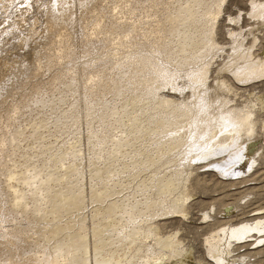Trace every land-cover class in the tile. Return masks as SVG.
<instances>
[{
	"label": "rangeland",
	"instance_id": "374dc122",
	"mask_svg": "<svg viewBox=\"0 0 264 264\" xmlns=\"http://www.w3.org/2000/svg\"><path fill=\"white\" fill-rule=\"evenodd\" d=\"M8 1L9 3H11L10 5H14L16 2H18L19 6H23L28 4L27 1L29 0H26L24 3H21V0H14L15 2H13V0ZM62 1H65V3L66 1L69 2V0ZM182 1L186 3L189 0ZM182 1L76 0L72 2V5L75 4L76 9H78L77 13L73 12L70 15L72 20L69 18L70 20H68V22L70 24L68 22L65 24L66 27L61 33H59L60 36L56 35L52 38L46 37L47 31H42V27L46 28V23L43 22V24H40L41 22H39L36 17H30L25 20H22V18H18V15L10 17V26H6V29L10 31L7 32V34L10 33L11 40H8L7 47L13 46L16 41L17 43L27 41V44L33 47V52L28 55L23 54L19 57L16 56L2 61V69H0V78H2L1 80H5L6 82L9 81V83H7L9 84V87L7 84H0V138L4 137L8 140L3 144V141H0V150H2L0 151V264H16L17 262H21L22 259L23 261L26 260L29 257L28 252L24 247L26 241H28L29 243H33L31 240V236L41 233L43 230H45V228L49 227V224L45 221H39L37 225L34 226L32 223H30V221H28V219L22 216L30 215L32 209H35L34 206H37V204L39 206V203L41 202L40 204H42L44 200V197H42L40 192L41 190L39 189V192H37L36 190L38 187L35 186L34 188L33 185L30 186L29 184L25 183L26 180L24 178H28L27 171L30 170L35 172L38 169L43 170V172L49 170L53 171L54 169L57 170L54 167H56L60 163L58 161V154H61L60 151L64 149L63 147L64 145H66L65 142L71 143V141L75 140L80 135L79 138L81 141L78 146L76 144V147H80L79 149H81L79 156L71 160L72 158L71 156L68 157V153V155H66V158H63V161L64 163H66V165L68 162V164H70V162L72 161L73 163H77L75 165L80 168L82 176L84 174L83 178L80 180L82 181L80 182V185H82V196H84L86 201L84 213L88 216L91 215L93 209L95 208L93 205L98 203V201L95 203V201L92 200L94 197L91 193V185H93L94 187L96 185L99 186L101 180L104 179V177L99 176L106 175L109 172L110 166L114 162H112L113 160L107 159L106 156L110 155L109 157H112L115 154V151L112 150L115 149L109 148L110 154L106 153L107 155H105L104 153L95 154L94 152H92L93 149L91 147V137L93 134L90 132L88 118L86 116L89 112L90 107H94V105L97 106L96 108L98 111H96V114L106 109H108L107 111L109 112V109L113 108V110L110 109L111 111L109 112L111 115L109 114L108 116L104 117V121H102V123L95 124L94 132L96 133L95 135H100L102 137H105V135L106 137L111 136V134L114 135L111 127L113 124L111 122L113 120L115 121V117L118 115L113 111L115 110V108L119 107L120 97L122 100L125 97L120 95V97H117L118 93H114L118 89L116 88L118 85H116V83H114V81L112 80L113 76L115 75L117 77V75L119 74L117 78L120 77V80H117L120 81V83H122L123 85H126L127 83V86H129L131 84L128 88L140 85V87L143 88L142 90H144L145 88V90H147L148 88H150V85L152 87V83L153 86L158 85L161 80L151 81V83L148 81L153 80V78L149 79L152 73H154L155 71V73H157V71H160L162 69V67L159 65H156V68L154 66L150 69H148V66L143 67V69L142 67H140L145 73L139 71L140 69L138 68L139 73L136 72L138 75L136 78L137 82L135 81L136 79L131 82L132 80H130L131 77L129 74H131L132 70L135 67L134 65H136H133V63H136L137 59L139 60L137 56L140 55L143 57V54H145L146 56L150 53V55H154L155 58H162V56L166 54V50L163 47H168L170 49L172 46H175V48L179 50L181 47H183L182 44L185 43L187 39H189L187 37H192L193 34L196 35L193 37V39L195 38L194 40L197 45L196 47L201 46V42L209 40V37L210 40H213V42L217 43V49L215 48L214 51L210 50L211 53L213 52V56L209 65L207 59L209 55L206 56V58L205 56H201L202 58L200 60L197 58L199 62H197L198 65L197 67H194V69L196 68L197 70H200V67L203 68L206 63L209 67L207 72V79L203 82L202 87L196 89L197 93L199 92V89L205 88L207 90L206 96H211L214 92L213 89H215V85L218 84L219 80H225V82L228 83L227 85L229 86H227V90L224 89L223 92H225V97L230 100V104H232V106L241 105L246 102H248L250 106H252L251 104H253L252 107L254 108L255 112L258 110V108H260V111L258 110L256 112V117H259L260 120L256 121L257 127L253 125L254 130L252 131V134L239 132L240 135H236L238 132L234 134L232 131L231 133L230 131H226L227 134L225 132H220V134L218 135H213L212 137L215 138H212L210 137L211 134L209 135L208 133L209 129L207 130L206 134H201L205 135V139L203 138L199 140L200 145H202L203 147V149L201 148L202 151L200 150V152H203L206 148H209L207 152H210L214 149L213 152L215 153V149H219V147H222V145H224L223 148L226 147V149H224V152L223 150L218 152L220 154L216 153L217 157L216 154H213L211 155V158L210 156L207 157L208 160H206L207 158H205L206 155L202 157L203 159L196 158L197 160H193L194 162L190 165V174L192 175L193 173V175L189 176V181L187 183V191L188 189L190 190L187 193V199L185 198L187 200L185 201V203H187L185 205V208H188V214L186 215H189V217L187 218L188 221L186 222L185 219L182 218L179 211L166 213V211L164 210L162 211V213L160 212L161 214H159L167 215L166 217L175 215V218L177 217L178 219H180L177 221L178 223H171L172 225L169 223L165 231L177 233L178 230H180L181 234L179 235L184 236L186 238L185 242L190 243L193 246L196 254L202 258L201 264H218L214 257L208 252L206 246V238L210 234V232H212V229L215 226L224 225L225 221H228L229 223L231 221L232 224L251 219L256 216L264 215V64L262 65L264 61V0H223V2H219L220 4H217L219 8V13L217 15L219 17L217 15L216 17H214L216 19L218 17V19L216 20L213 17L211 18V16H209L210 14L207 13V16L201 18L205 22L204 26H202L201 23L203 21L199 18L198 23L200 22L201 28H203V30L198 31L197 34L193 33V31L192 34H190L191 32L189 33V31L191 30L185 32V23L187 24V19H185L184 17L187 15H185L183 12L179 16L180 18H177L178 21L175 20L176 24H173L174 26H179L180 29H185L183 32H179L180 35L179 33H177V35L176 33H173L172 29L174 28V26H172V24L169 22V19L171 17V14H173L175 10L178 11L180 8L179 6H182ZM53 2L52 4H54ZM184 3L180 10L183 9ZM217 5L215 4V6ZM148 15H150V17L146 18ZM208 16L209 19L207 18ZM210 21H213L214 23H210ZM177 22L180 23L177 24ZM34 23H38L37 25L40 24L41 26L38 27ZM11 24L13 27L11 26ZM211 25L213 28L211 27ZM152 32L154 33L152 34ZM186 33L187 35H184ZM198 34L200 35L198 36ZM201 34L205 36L207 35V38H205ZM40 35L42 36V38H39ZM44 35L45 37H43ZM63 35L65 36L63 37ZM179 36L181 39L183 38V41L179 39ZM184 37L186 39L185 42ZM31 38H33V41L31 40ZM36 39L37 41H34ZM198 39L199 41L197 42ZM170 40L171 44L169 42ZM232 40L233 42H231ZM158 41H160V43H158ZM238 42L242 44V46H240V49L244 50L245 52H247L248 50L249 52L248 58L250 59L247 61L248 63H245L243 62L244 60H241L242 62L240 61L239 65L241 68L239 67L238 72L240 73L241 71V73H247V75L244 77H239L236 75V73L234 74L229 70L226 71L222 69L225 60L227 61V59H229V56L231 57L234 50V45L238 44ZM174 43H176V45L178 46H176ZM195 43L192 44L194 45ZM168 44L171 46H169ZM192 44L189 46L190 48L195 47L192 46ZM154 45H163V49L158 48L157 50V48H154V52L156 50L158 52L156 51L155 54H152L154 52H152L151 50L153 49ZM50 47H53L52 49L55 50H51ZM15 49L16 48H14V50ZM206 49L204 48L202 49V51L205 50V53L208 52V49ZM160 50L165 53L160 52ZM50 51L53 52L54 56H52L53 54L49 53ZM62 53L66 54V56H62ZM134 56H136L137 58ZM255 59L258 61V63L255 62ZM114 60L115 62L118 61L117 65ZM130 62L132 65L129 64ZM200 64L202 65L199 66ZM260 67L263 68L261 69ZM5 68L8 70H6ZM19 68L21 70H19ZM144 69H146L147 72ZM178 69V75L180 76L177 75L171 81V83H169L168 80L165 81V79H163L162 82L164 83V85L167 84L168 87L166 86L167 88H164L163 86L161 87L162 90L160 89V91L158 92L159 94L161 93V97L163 96V100L165 98H167L168 100L172 99L171 101L174 105L178 104L179 102L181 103L182 100H184V97L192 101L194 97L191 95V90H193L194 92V87L196 88L195 82L191 80V77L188 78V75L185 73L187 72L189 74L191 73V71L194 72V70H192V66L190 65L185 68L182 66ZM247 69L249 73L246 72ZM259 69L261 71H258ZM13 70V74L15 73V76L12 74ZM140 73L144 74V76L148 75L146 77L148 78L147 81L142 77L143 75H141ZM183 73L186 74V76H182L181 74ZM138 78H142L143 84ZM192 83L194 85H192ZM68 84L70 85L68 86ZM146 84L148 85L147 87ZM67 86L70 88H68ZM173 86L178 87L174 88ZM69 89L71 90V93ZM63 93H66L67 95L66 99L59 100L61 99L60 97H62L61 95ZM167 94H169V96H166ZM175 94L179 95L178 97H180L181 99L178 97L176 98V100L173 99L172 95ZM250 96H252L253 98ZM113 104L115 105V107ZM55 109H57L56 112ZM90 110L93 111L92 109ZM58 115L60 116V119ZM44 116L46 118L45 120L43 119ZM41 118L48 125H45ZM56 119H58L59 121H56ZM108 120H110L111 122ZM214 121L215 119H213V122ZM206 122V120H199V123H203L202 125L204 127L207 125ZM35 124H37V127L35 126ZM19 127L22 129L23 132H21L23 134L18 131L20 129ZM181 128H175V132H181L177 130H181ZM113 130L116 131V135L120 136L115 127H113ZM220 131L222 130L220 129ZM16 132H18V135L15 134ZM14 136H18V139H16ZM207 137L208 139L206 140ZM209 137L212 141L209 140ZM216 137L218 139L220 138V141L218 139L216 140ZM234 138H237L238 143ZM95 139H98V137H95ZM230 139L232 140L230 141ZM248 139H251V143L247 142ZM204 140H206V143L204 142ZM216 141H219L218 143H216L217 145H215ZM230 142L233 143V145ZM224 143H226L227 145ZM236 143L237 145H234ZM204 144L208 146H205ZM238 144H242L241 147H243V149L245 150L249 148L248 146L250 145L249 152L247 153L245 158H243V160H240V162H238L234 166H224V164H227L228 160L226 159H228V157L233 155V153L241 150V147L238 146ZM2 145L4 148L2 147ZM36 146L38 148H36ZM94 146H96L93 147L96 151V149H98V146ZM33 147L35 148V150ZM55 147H58V149L60 150L58 151L59 153L56 157L53 155L54 157L52 158H54V160H51V158L48 159V162L50 164L47 161L43 162L41 157L42 154L40 155V150L49 153L50 150H53V148ZM198 149H200V146L192 147L191 150L193 151V154H196L197 152L195 151H198ZM38 155L40 156L38 157ZM92 156H94L93 159H91ZM220 158L221 160L218 161V159ZM56 160L58 161V164ZM161 160H163V158ZM52 161L56 163V166L53 165L54 163ZM119 161L120 160H118L117 163H119ZM221 162H223L224 164L222 165ZM28 165H30V167ZM120 166L121 165H117V169L118 167L120 168ZM221 167L224 169H222ZM51 168L54 169L51 170ZM227 169L230 170L228 171ZM60 170H63V168ZM60 172V174L63 173V171ZM197 176H199V182H197ZM61 177L62 178L60 179L62 180L65 176L61 175ZM7 182L10 184V186H6ZM67 183L68 182L65 181L64 184L66 185ZM61 184L62 181L56 183V185L58 186ZM2 185H4L7 192L2 190ZM8 193L11 194L8 195ZM16 195L18 196L19 200L17 199ZM27 195H29V197ZM23 196H26L27 198H24ZM90 196L93 198H91ZM12 197H14V199L16 197V201ZM41 198H43V200L36 202ZM15 202H18V204L16 203V206H18L14 208L12 206H14ZM145 205H147V203ZM146 210L148 212V210L150 209L146 207ZM77 211H75L74 209H70L66 212V215H69V217L71 215V218L73 215H82V213H80L82 212L81 210ZM139 214L147 215L146 212H140ZM86 222L89 225V223H91L90 218L89 220L87 219ZM17 229L18 231H16ZM22 231H24L26 234H22ZM262 233L253 232L250 236H247L242 241L236 240L232 242L234 243L233 245H237L235 247V250H233L234 252L231 253L230 260L232 264H263L264 252L263 254L257 253L259 249L264 248V242L258 243V237ZM26 236L30 238L27 237V240H25L24 237ZM21 238L23 241L21 240ZM18 243L21 245H19ZM18 246L24 248H22L21 250ZM250 252H252V254H250ZM39 254H41V251L39 252ZM254 254L256 258L254 257Z\"/></svg>",
	"mask_w": 264,
	"mask_h": 264
},
{
	"label": "bare ground",
	"instance_id": "6f19581e",
	"mask_svg": "<svg viewBox=\"0 0 264 264\" xmlns=\"http://www.w3.org/2000/svg\"><path fill=\"white\" fill-rule=\"evenodd\" d=\"M25 1L26 0H21V3H24ZM73 1H76V0H73ZM73 1L69 0V2L66 1L65 3V1L63 2L62 0H54V2L53 0H29L27 1L28 4L23 5V6L22 5L19 6L18 2H16L14 5H10L11 3H9L8 0L0 1V36H1L0 38L1 39L0 40V69H2L1 68L2 61H5L7 59H10L16 56L19 57L20 55H23V54L28 55L33 52V47L28 45L27 41L26 42L22 41L18 43L16 41L13 46L7 47L8 40H11L10 33L7 34V32H10V31L6 29V26L8 25L10 26V21H11L10 17L14 15H18L19 16L18 18H22V20L28 19L30 17H36L38 21L41 22L40 24H43V22L46 23L47 26L46 28L42 27V31L43 30L47 31L46 37L52 38L53 36H56V35L58 36L59 33L63 31V29L66 27L65 24L68 22V20L71 19L70 15L73 12L77 13L78 9H76L75 4L72 5ZM13 2L15 1L13 0ZM52 2L54 4H52ZM219 2H223V0H189L186 3L182 1L181 2L182 6L184 3L183 9L180 10L182 6H179L180 7L179 10L178 11L175 10L173 14H171L169 22L172 24V26H174L173 24L174 23L176 24L175 20H177V18L184 12V14L187 15L184 17L185 19H187L186 21L187 24L185 23L186 30L184 29L185 32L191 30L189 31V33L191 32L190 34H192V31L193 33L197 34L198 31L203 30V28H201V25L204 26L205 24L204 20L201 19L202 17L207 16V13H208L210 14L209 16H211V18L212 17L214 18L219 13V8L217 5ZM215 4L217 6H215ZM209 16L207 17L208 19H209ZM148 17H150V15H148L146 18ZM199 18L203 21L202 22L203 24L201 23V25H200V22L198 23ZM179 23L177 22V24ZM210 23H214V22L210 21ZM37 24L35 25L38 27L41 26L40 24L39 25ZM184 30L182 28L180 29L179 26H174V28L172 29L173 33H176V34L179 32H183ZM153 33L154 32H152V34ZM11 34H12V31H11ZM184 35H187V33ZM199 35L200 34H198V36ZM64 36L65 35H63V37ZM194 36L196 35L193 34L192 37H187L189 39H187L186 42H185L186 40L185 39L186 36H185L184 37L185 43L182 44L183 47H181L179 50H177L175 46H172L170 49L168 47H163L166 50V54L165 55L161 54L163 55L162 58L160 56H159L160 58H155V56L150 55V53L149 55H146V56L145 54H143L144 55L143 57L140 55L137 56L139 58V60L137 59L138 62L136 61V63H133V65L134 64L136 65H134L135 67L132 70L131 74H129L130 72L128 73L131 77L130 79L132 80L131 82H133V80L137 78L138 75L136 72L139 73V71H142L143 67L148 66V69H150L154 66L156 68L157 67L156 65H159L162 67V69L160 70L158 68L160 71H157V73H155L156 71L152 73L149 79L153 78V80L148 81L151 83V81L161 80V82L158 83V85L153 86V83H152V87L150 85V88H148L147 90H145L146 88L142 90L143 88L140 87V85H137V86L134 85L135 87L128 88L131 84L127 86V83L126 85H123L122 83H120V81H118L120 80L119 79L120 77L117 78L119 74L118 75L116 74L117 77L115 75L113 76L112 80L114 81V83H116V85H118L116 87L118 88L116 90L117 92L115 91L114 93H118L117 97H120V96L125 97L123 100L120 97V105L119 107L115 108V110L113 111L114 113L118 115L115 117V121L113 120L111 122L110 120H108L113 124V125L111 124L112 125L111 127H112V131L114 132V135L111 134V136L109 137H106V135L105 137L104 136L102 137L100 135H95L96 133L94 132L95 124L102 123V121H104V117L108 116L110 114L109 112L113 110V108L111 109L110 107H108L111 109V110L109 109V112L107 111L108 109H106L96 114V111H98L96 108L97 106L94 105V107H90V109H92L93 111L89 109V112L87 113L86 116L88 118L90 132L93 134V135L91 134L92 135L91 137L92 146L91 147L93 149L92 152H94L95 154L104 153L105 155H107L106 153L110 152L109 148L115 149V150H112V151H115L114 152L115 154L113 156L111 155L112 157H109L110 153L108 154L109 156H106L107 159L113 160L112 162H114L110 166L109 172L106 175L99 176V177H104V179L101 180L100 185L98 184L99 186L96 185L97 187L96 186L94 187L93 185H91L92 186L91 193L94 198L91 197L92 195L90 197L93 198L92 200H94L95 203L98 201V203L93 205L95 208L93 209V212L91 215L88 216V215H85L84 213V209L86 207V203H85L86 201H85L84 196H82L83 195L82 189H81L82 185H80V182H82L80 180L83 178L84 174L82 176L80 168L77 165H75L77 163H73L72 161L70 162V164H68L69 163L68 162L66 165V163H64L63 161V158H66V155H68V153H69L68 157L71 156L72 158L71 160L79 156L81 149H79L80 147L77 148L76 144L78 146V144L81 141L79 138L80 135L75 140L71 141V143L65 142L66 145H64L63 147L64 149L60 151L61 154L58 152L60 150L58 149V147L57 148L55 147L56 150L55 148H53V150H50L49 153H46L45 151L43 152L42 150H40L42 152V153L40 152V155L42 154L41 157H42L43 162L45 161L48 162V159L50 158L51 160H54V158L52 157L54 156L56 157L57 154L59 153L58 161L60 163L58 164V161L56 160L58 164L56 166L55 165L56 163L52 161L54 163L53 165L56 166L54 168L57 169L55 170L53 168L55 171L52 168L51 170L53 171H50L48 169L49 171H46V172L45 171L43 172V170H39V169L36 170L35 172L26 170L28 173V178L25 176L26 177L24 178L26 180L25 183L29 184L30 186L33 185L34 188L35 186L38 187L36 189L37 192H39V189L41 190L40 192H41L42 197H44V200L43 198H41L37 200L36 202L43 200L44 203L42 202V204H40L41 203L40 202L39 206L36 203L37 206H34L35 209L34 210L32 209V212L30 215H22V216L28 219V221H30V223H32L34 226H36L39 221H45L49 224L48 225L49 227L45 228V230H43L41 233L37 232L38 234L35 233L36 235L31 236L32 237L31 240L33 243H29L28 241H26L24 247L26 251L28 252L29 257L27 256L28 258L26 260L23 261L22 259L21 262H17L16 264H95V263L96 264H201L202 258L196 254L193 246L190 243L185 242L186 238L184 236L179 235L181 234L180 230H178L177 233L165 231L169 223L170 224L178 223L177 221L180 219H178L177 217L175 218L174 217L175 215L171 217H166L167 215H160V214L164 210L166 211V213L167 212L172 213V212L179 211V213H181L182 218L185 219L186 222L188 221L187 218L189 217V215H186L188 214L187 213L188 208L187 209L185 208V205L187 204L185 203V201H187L186 196L190 190L188 189L187 191V183L189 181L188 180L189 176L191 175L190 165L194 162L193 160L196 158L203 159L202 157H204L205 155H206L205 158H207L208 156H210L211 158L212 157L211 155L216 154L222 150L224 152V149H226V147L223 148L224 145L220 144L222 145V147H219V149H215V153L213 152L214 149L211 150L210 152H207L209 148H206L207 150L205 149L206 152L205 150L203 152H200L201 148L203 149V147L202 145H200L199 140L203 138L205 139V135H201V134H206L208 129H209L208 131L209 135L211 134L210 137H212L213 135H218L220 134V132L226 133V131L227 132L230 131V133L232 131L234 134L238 132L236 135H238L239 132H245L247 134H252V131L254 130L253 125L256 126L257 125L256 121L260 120L259 117H256L257 116L256 112L260 108H258V110L255 112L254 108L252 107L253 104H251L252 106H250L248 102L243 103L241 105L232 106V104H230V100L227 97H225L224 95L225 92H223V90L226 89L227 86L229 85H227L228 83H226L225 80H221V79L219 80L218 84L215 85L216 87L215 89H213L214 92L211 96H208V97L206 96L207 90L205 88L199 89V92L197 93L196 89L202 87L203 82L207 79V72L209 68L208 65L213 56L212 55L213 52L211 53L210 50L214 51V49L217 47V43L213 42V40H210V37H209V40L207 41L205 40L201 42V46L196 47L197 45L194 40L195 38L193 39ZM202 36L207 38L206 37L207 35L206 36L202 35ZM238 36H241V35H238ZM43 37H45V35ZM39 38H42V36L40 35ZM32 39L33 38H31V40ZM179 39H181L180 36H179ZM181 40L183 41V38ZM34 41H37V39ZM198 41L199 39L197 40V42ZM169 42L171 44V40ZM231 42H233V40ZM158 43H160V41H158ZM192 43H195V44L193 45ZM174 44L176 45V43ZM191 44L192 46H195V47L190 48L189 46ZM162 46L154 45L151 51L154 52V48L155 49L157 48L158 50V48H162ZM240 46H242V44L239 42L238 44L234 45L233 53L231 57L229 56V59H227V61L225 60L224 65L222 66V69L226 71L229 70L233 72L234 74L236 73V75L239 77H244L247 75V73L244 74V73H241V71L240 73L238 72L239 67H240L239 66L240 61L244 60L243 62L246 63L250 58H248L249 57L248 50L247 52H245L244 50L240 49ZM14 48L16 49L14 50ZM52 48L51 50L54 51L55 49H52ZM204 48L205 49L207 48L208 52L205 53L204 52L205 50L202 51V49ZM156 51L152 54H155ZM160 52L162 51L160 50ZM49 53L53 54L52 51H50ZM162 53H165V52H162ZM64 55L66 56V54L62 53V56ZM52 56H54V54ZM201 56L203 57L205 56V58L206 56H208L207 57L208 65L205 62L206 65L203 68L200 67V70H197L196 68L194 69V67H197L198 65L197 62H199L197 58L200 60L202 58ZM117 62L118 61L115 62L116 65H117ZM255 62L258 63L257 60ZM129 64L132 65L131 62ZM263 64H264V61L262 65ZM190 65L192 66V70H194V72L191 71V73L189 74L185 72V70L184 72L188 75V78L191 77V80L195 82L196 88L192 86L194 87V92L193 90H191V95L194 97L193 99L194 101L193 100L191 101L188 98L184 97V100H182L181 103L179 102L178 104L174 105L172 104V101H171L172 99L168 100L167 98H165L163 100L162 98L163 96L161 97L160 96L161 93L159 94L158 92L160 91L161 87L164 86V88H167L168 86L166 83H165L166 85H164L162 80L165 79V81L168 80V82L171 83V81L179 74L178 68H181L182 66L185 68ZM201 65L202 64H200L199 66ZM140 67H142V69ZM263 67H260V68L262 69ZM138 68L140 69L139 71H138ZM19 70L21 69L19 68ZM258 71H261V70L259 69ZM13 72L14 70L12 71V74ZM143 72L144 71H142V73ZM246 72H248V69ZM186 74L183 73L181 75L186 76ZM141 75H143L142 77L146 79L147 81L148 78L146 77L148 75L147 76H144V74H141ZM1 79L2 78H0L1 85H5L9 83V81L6 82L5 80H1ZM140 80H141V83L143 84L142 78ZM135 81L137 82V79ZM7 85L9 87V84ZM69 85L70 84H68V86ZM192 85L194 84L192 83ZM147 86L148 85L146 84V87ZM173 87L177 88L178 86H173ZM70 93H71V90H70ZM169 94H167L166 96H169ZM61 96L62 97H60L61 99L59 100H64L67 97L66 93H63ZM178 96L179 95L177 94L172 95L173 99L175 100ZM56 110L57 109H55V112ZM43 119L44 120L46 119L45 116L43 117ZM43 119L42 121L43 123H45ZM59 119H60V116H59ZM213 119H215L214 122H213ZM57 120L58 119H56V121ZM199 120H202V121L206 120L207 125L204 127L202 125L203 123L202 124L199 123ZM36 125L37 124H35V126ZM45 125H48V124L45 123ZM187 125H189L190 127ZM113 127L117 129L120 136L115 134L116 131L113 130ZM175 128H181V130L180 129H177V130L183 133L181 132H179L180 134L176 133ZM20 129L18 131L21 132L22 129L21 130ZM220 129L222 131H220ZM15 134L18 135V132H16ZM14 137L18 139L17 138L18 136H14ZM95 137L96 138L98 137V139H95ZM210 137H209V140H211ZM217 137H216V140L218 139ZM212 138H215V137H212ZM207 139L208 137L206 138V140ZM234 139H236L237 141V138H234ZM242 139H243V135H242ZM206 140H204L205 143H206ZM231 140L232 139H230V141ZM0 141L1 142L3 141L2 142L3 144L4 142L8 140L3 137V138H0ZM218 142L216 141L215 145H217L216 143ZM247 142L251 143V139H248ZM233 143L231 144L233 145ZM237 143L234 145H237ZM94 145L98 146V149H96V151H95V148H93V147H96ZM241 145L238 144V146L240 147ZM37 146L36 148H38ZM195 146H200V149H198V151H195L197 152L196 154L195 153L193 154V151L191 149L192 147H195ZM205 146H208V145H205ZM248 147L249 148H247L246 150L243 149V147H241L240 148L241 150L237 151L236 153H233V155H231L230 157L226 156L228 157V159H226L228 160L227 164H224L223 162H221V164L222 165L224 164V166L226 165L234 166L235 164L240 162V160H243V158H245V156L250 150V145ZM190 150L192 151V153ZM40 155H38V157ZM36 156H37V153H36ZM216 157H217V154H216ZM93 158L94 156L91 157V159ZM162 158L163 160H161ZM171 159H174V160H171ZM118 160H120L119 163H117ZM206 160H208V158ZM219 160H221V158L218 159V161ZM117 165H121L120 168L118 167L117 169L116 167ZM28 166L30 167V165ZM62 168L63 170H60ZM60 171H63V173L60 174L61 173ZM61 175L65 176L63 177L62 180L60 179L62 178ZM198 177L199 176H197V180H198L197 182H199L200 180L198 179ZM61 181H62L61 185L59 186L56 185L57 182H61ZM65 181L68 182L66 185L64 184ZM6 184H7L6 186H10L8 182ZM2 190L6 191V188L4 187V185H2ZM9 194L11 193H8V195ZM27 196L29 197V195ZM23 197L27 198L26 196H23ZM12 198L14 199V197ZM12 198H11V201H12ZM17 199H18V196H17ZM16 203L18 204V202H15L14 206L12 207L14 208L17 207L18 205L16 206ZM146 203L147 205H145ZM146 207L150 209L148 210V212L146 210ZM70 209H74L75 211L81 210L82 212L80 213H82V215L80 216L73 215L71 218V215L70 217L69 215H66V212L69 211ZM140 212H143V213L146 212L147 215H142V214L140 215L139 214ZM156 214H159V215H156ZM89 218L91 220V223H89L88 225L86 221L87 219L89 220ZM16 231H18V229ZM253 232H257V233L263 232L264 233V215L256 216L251 219L243 220L238 223H232V224H231V221L230 223L228 221H225L224 225L215 226L212 229V232H210V234L207 236L206 238L207 250L214 257V259L217 261L218 264H232L230 260L231 253L234 252L233 250H235V247L237 246V245H233L234 243L232 242L236 240L242 241L247 236H250ZM263 233L260 234V236L258 237V243L264 242ZM22 234H26V233L22 231ZM27 237L28 236L24 237L25 240H27ZM19 248L22 250L21 247ZM40 251H41V254H39ZM263 252H264V248H261L257 251L258 254H263ZM250 254H252V252H250ZM254 257L256 258L255 254H254ZM263 264H264V261H263Z\"/></svg>",
	"mask_w": 264,
	"mask_h": 264
}]
</instances>
